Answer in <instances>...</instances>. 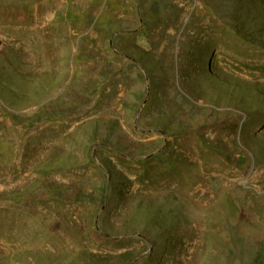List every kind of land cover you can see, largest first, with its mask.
Segmentation results:
<instances>
[{
	"label": "rangeland",
	"instance_id": "rangeland-1",
	"mask_svg": "<svg viewBox=\"0 0 264 264\" xmlns=\"http://www.w3.org/2000/svg\"><path fill=\"white\" fill-rule=\"evenodd\" d=\"M125 1L0 0V264H264V0Z\"/></svg>",
	"mask_w": 264,
	"mask_h": 264
},
{
	"label": "trees",
	"instance_id": "trees-1",
	"mask_svg": "<svg viewBox=\"0 0 264 264\" xmlns=\"http://www.w3.org/2000/svg\"><path fill=\"white\" fill-rule=\"evenodd\" d=\"M107 7L110 9V11H123V12H129V5L126 3L125 0H107ZM99 23H105L104 17H100L98 19ZM106 194L104 193V196Z\"/></svg>",
	"mask_w": 264,
	"mask_h": 264
},
{
	"label": "bare ground",
	"instance_id": "bare-ground-1",
	"mask_svg": "<svg viewBox=\"0 0 264 264\" xmlns=\"http://www.w3.org/2000/svg\"><path fill=\"white\" fill-rule=\"evenodd\" d=\"M20 222V221H19ZM23 228V227H22Z\"/></svg>",
	"mask_w": 264,
	"mask_h": 264
}]
</instances>
